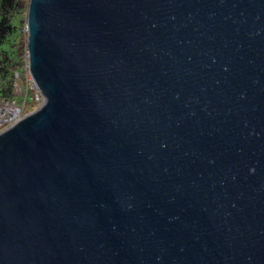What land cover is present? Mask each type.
<instances>
[{
    "label": "water",
    "instance_id": "1",
    "mask_svg": "<svg viewBox=\"0 0 264 264\" xmlns=\"http://www.w3.org/2000/svg\"><path fill=\"white\" fill-rule=\"evenodd\" d=\"M27 33L0 264H264V0H30Z\"/></svg>",
    "mask_w": 264,
    "mask_h": 264
},
{
    "label": "trees",
    "instance_id": "2",
    "mask_svg": "<svg viewBox=\"0 0 264 264\" xmlns=\"http://www.w3.org/2000/svg\"><path fill=\"white\" fill-rule=\"evenodd\" d=\"M28 7L29 0H0V102L19 99L15 94L16 75L27 64L21 25Z\"/></svg>",
    "mask_w": 264,
    "mask_h": 264
},
{
    "label": "rangeland",
    "instance_id": "3",
    "mask_svg": "<svg viewBox=\"0 0 264 264\" xmlns=\"http://www.w3.org/2000/svg\"><path fill=\"white\" fill-rule=\"evenodd\" d=\"M29 2H30V0H29ZM27 14L28 13H24V17H23L24 23L21 25V29L23 32V40L22 41L26 43V47L24 46V50L27 49V38H28V33L26 30L27 25L25 26V21H27ZM27 55H28V53H27ZM16 78H17V80H16L17 84H16L15 94L17 95V98H19V99H15V100H11V101L3 100L0 102V106H6L9 104L10 107L8 108V111L11 112V114H8L6 116V119H5V117L0 118V132L7 129L13 123L14 120L12 118H22V117L28 115L29 113L34 112L35 110H37L41 106V104L43 102L42 100H40L36 96V90L32 86V84H33L32 76L30 75V79L27 78V76H26V66H25L23 72L16 75ZM14 107L17 110H19V113L16 116H14V114H16ZM11 108H13V109L11 110ZM12 112H14V114ZM0 116H1V111H0Z\"/></svg>",
    "mask_w": 264,
    "mask_h": 264
},
{
    "label": "built area",
    "instance_id": "4",
    "mask_svg": "<svg viewBox=\"0 0 264 264\" xmlns=\"http://www.w3.org/2000/svg\"><path fill=\"white\" fill-rule=\"evenodd\" d=\"M26 30H27V28H26ZM26 76H27V78L30 79V71H29L28 55H27V65H26ZM31 79H32V78H31ZM32 81H33L32 86H33V88H35V90H36V96H37V98H39L40 100L43 101V96H42L41 92L39 91V89H38V87L36 86V84H35V82H34L33 79H32ZM9 107H10L9 104L6 105V106H0V111H1V116H0V118L5 117V119H6V116H7L8 114H11V112L8 111V108H9ZM15 107H16V106H15ZM18 113H19V110H18ZM18 113L14 114V116H16ZM22 118H23V117H22ZM12 119L14 120L12 124H14V123H16L18 120H20L21 118H12ZM12 124H11V125H12ZM11 125H10V126H11Z\"/></svg>",
    "mask_w": 264,
    "mask_h": 264
},
{
    "label": "bare ground",
    "instance_id": "5",
    "mask_svg": "<svg viewBox=\"0 0 264 264\" xmlns=\"http://www.w3.org/2000/svg\"><path fill=\"white\" fill-rule=\"evenodd\" d=\"M14 108H15V107H14ZM12 109H13V108H11V110H12ZM15 112L18 113V110H17L16 108H15ZM12 113L14 114V112H12Z\"/></svg>",
    "mask_w": 264,
    "mask_h": 264
}]
</instances>
